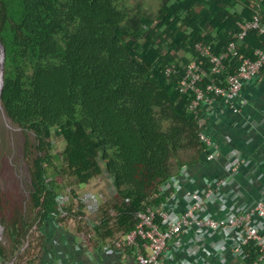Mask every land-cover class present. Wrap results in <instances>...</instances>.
Returning <instances> with one entry per match:
<instances>
[{
    "label": "trees",
    "instance_id": "obj_1",
    "mask_svg": "<svg viewBox=\"0 0 264 264\" xmlns=\"http://www.w3.org/2000/svg\"><path fill=\"white\" fill-rule=\"evenodd\" d=\"M156 1L152 12L127 0H0V106L13 125L34 134L24 145L28 198H16L9 216L0 202L8 240L0 242V264H57L42 261L43 243L49 228L67 219L97 245L109 244L135 227L137 210L155 205L153 195L182 165L209 162L189 107L194 90L183 92L178 82L195 59L205 71L198 86H224L241 59L264 47L257 30L237 36L238 23L256 11L264 22V0ZM230 41L236 49L212 73L195 43L210 44L215 54ZM50 128L64 140L56 152L47 140ZM102 163L114 193L89 225L73 184L98 177ZM65 190L69 201L59 205ZM257 253L249 247L247 263Z\"/></svg>",
    "mask_w": 264,
    "mask_h": 264
},
{
    "label": "built area",
    "instance_id": "obj_2",
    "mask_svg": "<svg viewBox=\"0 0 264 264\" xmlns=\"http://www.w3.org/2000/svg\"><path fill=\"white\" fill-rule=\"evenodd\" d=\"M248 30L264 34V22L258 11L238 23V38H243ZM195 48L200 55L209 57L211 72L216 74L223 68V60L236 49V43L230 41L224 51L215 54L210 44L197 42ZM263 66L264 47L256 48L253 57L240 60L224 86L209 82L202 88L198 83L205 74L204 69L195 59L187 63L179 87L183 92L194 90L195 97L189 107L201 126L199 138L206 146L204 158L206 161L222 158V172L199 181L188 165H182L178 174L164 181L153 195V199L159 198L156 204L137 210L135 227L124 236L112 239L107 248L125 256L126 248L133 247V264H264V186L248 202L236 179L241 168L248 170L255 161L234 150H221L219 141L203 129L205 119L200 112L201 103L208 101V94L213 93L229 110L240 114L241 90ZM170 70L168 67L167 72ZM241 124H246L244 118ZM257 163L264 165V161ZM69 191L57 197L59 205L69 201ZM76 199L92 211L105 200L102 193L93 192L78 195ZM249 247L258 253L247 263Z\"/></svg>",
    "mask_w": 264,
    "mask_h": 264
},
{
    "label": "crops",
    "instance_id": "obj_3",
    "mask_svg": "<svg viewBox=\"0 0 264 264\" xmlns=\"http://www.w3.org/2000/svg\"><path fill=\"white\" fill-rule=\"evenodd\" d=\"M241 99L242 112L240 114L232 112L222 103L210 100L204 104L202 115L205 119V131L219 141L221 150H234L255 161L250 169L246 170L243 167L236 176L244 199L251 202L259 188L264 186V165L257 163L264 161V143L262 142L264 140V70L243 86ZM243 118L246 121L244 126L241 124ZM222 163V158H219L209 161L206 165L190 166L189 169L200 181L206 176L222 172ZM94 191L102 193L105 199L114 193V189L111 190L109 196L104 194L103 190ZM84 211L87 224L94 225L98 222L99 216L96 210L92 211L85 207ZM83 232L78 229L74 219H67L60 225L56 224L55 228L50 227L49 233L45 234L42 261L51 260L57 264L134 263L131 253L122 256L104 244L97 245L98 239L95 236L89 234L88 237V234H83Z\"/></svg>",
    "mask_w": 264,
    "mask_h": 264
},
{
    "label": "rangeland",
    "instance_id": "obj_4",
    "mask_svg": "<svg viewBox=\"0 0 264 264\" xmlns=\"http://www.w3.org/2000/svg\"><path fill=\"white\" fill-rule=\"evenodd\" d=\"M130 4L137 5L144 10L156 11L158 2L156 0H127ZM55 128H50L48 141H52V151L56 152L64 146V140L56 133ZM34 142L32 131H24L20 127L13 125L4 114L0 106V202L4 208L6 216L13 213L16 207V198H28L30 185L29 169L27 160L24 158V145L26 139ZM102 173L92 179L88 184H73L74 190L82 196L87 192H99L103 190L108 195L113 187V178L105 170L102 163ZM98 196V195H97ZM107 197V196H105ZM87 210V209H85ZM0 231V242L8 244L3 234V225Z\"/></svg>",
    "mask_w": 264,
    "mask_h": 264
},
{
    "label": "water",
    "instance_id": "obj_5",
    "mask_svg": "<svg viewBox=\"0 0 264 264\" xmlns=\"http://www.w3.org/2000/svg\"><path fill=\"white\" fill-rule=\"evenodd\" d=\"M3 62H4V48L0 42V92L2 88V81H3ZM2 230V226L0 224V231Z\"/></svg>",
    "mask_w": 264,
    "mask_h": 264
}]
</instances>
